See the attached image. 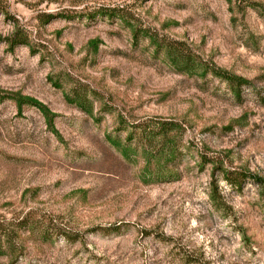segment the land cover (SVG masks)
Listing matches in <instances>:
<instances>
[{"label": "rangeland", "instance_id": "1", "mask_svg": "<svg viewBox=\"0 0 264 264\" xmlns=\"http://www.w3.org/2000/svg\"><path fill=\"white\" fill-rule=\"evenodd\" d=\"M16 30L26 46L9 45ZM149 36L252 89L236 99L209 74L177 73ZM74 93L91 117L66 103ZM5 95L52 122L0 99V264H264L261 189L213 170L264 184V0H0ZM158 121L182 127L178 178L144 184L140 147L126 161L105 138Z\"/></svg>", "mask_w": 264, "mask_h": 264}, {"label": "trees", "instance_id": "2", "mask_svg": "<svg viewBox=\"0 0 264 264\" xmlns=\"http://www.w3.org/2000/svg\"><path fill=\"white\" fill-rule=\"evenodd\" d=\"M224 1L228 5L231 4V0ZM247 6H251V4L247 3ZM110 11L111 10H108L103 15L110 16ZM56 17L68 18V16L47 15L45 21ZM139 33L140 32L136 29L132 31L134 40ZM149 39L151 44L155 47V53L163 54L168 65L177 73L200 75L201 77L209 74L223 81L227 85L232 97L236 99H240L241 93L244 90L252 89L253 87L249 80L233 75L214 65L202 64V62L197 61L189 51H185V48H183L180 43L155 41L151 36H149ZM8 42L12 48L17 45H27L25 36L21 34L19 30L14 32L12 38ZM0 99H10L18 110L23 106L35 108L45 118L47 125L51 127L52 115H49L45 108L36 100L13 95H5L4 97H0ZM64 100L67 104L73 105L85 115L89 117L92 116V104L88 98H86L85 93H74L71 96L64 94ZM132 128L133 129L126 134L123 142L116 138H111L110 136H106L105 139L112 148L117 150L120 157L126 161H129L131 157L136 155L137 149L140 147L139 155L143 162L140 176L144 184L165 183L177 180L178 174L169 170L168 165L175 161L180 155V146L178 142L180 140L182 127L176 123L158 121L155 122V124L152 123L150 126L139 125L133 126ZM51 131L55 133L53 130ZM177 136H179L178 142ZM213 170L218 171L222 175V179L229 185H239L244 179H250V181L254 182V184L261 189V194L264 195L263 181L255 176L244 172H236L232 176L230 172L225 171L223 168H219L218 165L213 166ZM212 182L210 186V199L213 201L214 205L218 207L219 199L215 194L217 180L213 178ZM19 223L25 226L24 221H20ZM42 235L46 238L47 232H43ZM1 254L2 248L0 244V255Z\"/></svg>", "mask_w": 264, "mask_h": 264}]
</instances>
